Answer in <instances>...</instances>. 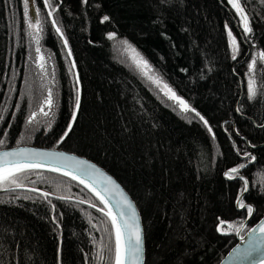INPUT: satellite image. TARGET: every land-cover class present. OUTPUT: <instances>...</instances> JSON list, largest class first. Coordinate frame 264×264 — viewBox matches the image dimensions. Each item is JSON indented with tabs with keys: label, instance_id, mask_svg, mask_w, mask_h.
I'll return each instance as SVG.
<instances>
[{
	"label": "trees",
	"instance_id": "1",
	"mask_svg": "<svg viewBox=\"0 0 264 264\" xmlns=\"http://www.w3.org/2000/svg\"><path fill=\"white\" fill-rule=\"evenodd\" d=\"M240 3L251 33L229 0H32L27 15L24 0H0V150L37 145L93 160L135 199L146 264H219L252 214L237 209L246 191L238 176L250 185V227L264 216V0ZM35 15L39 43L28 25ZM127 45L159 86L120 52ZM24 176L25 190L0 188V264H100L101 241L103 264H112L114 229L101 202L63 176Z\"/></svg>",
	"mask_w": 264,
	"mask_h": 264
},
{
	"label": "snow or ice",
	"instance_id": "2",
	"mask_svg": "<svg viewBox=\"0 0 264 264\" xmlns=\"http://www.w3.org/2000/svg\"><path fill=\"white\" fill-rule=\"evenodd\" d=\"M86 2V0H85ZM230 3H232L233 7L236 9L238 13L241 14V18L244 22V31L247 33L252 32V28L250 27V23L247 17V14L245 13L244 7L241 5L240 0H229ZM28 3L29 0H24V6H25V15H27V9H28ZM45 3L48 4L49 0H45ZM38 15V11H37ZM109 18L107 16L104 17V20H108ZM53 24L56 23L55 20L52 21ZM28 25L30 28L34 29V33H30V35L34 36V39H36V42L39 43V33L42 32V27L38 19L33 20L29 19ZM57 32L60 31L59 28L56 29ZM229 36H232L231 31H229ZM110 39L115 38V34L109 35ZM67 43V41H65ZM124 43H127L126 41ZM232 44H233V51L238 52L239 46L236 41L235 37H232ZM129 50H131L133 55V60L136 62V64L141 67V69L144 71L145 75L148 74L150 71V66L148 65L147 61L143 60L142 57L139 56V53H136V50L132 48L131 45H128ZM37 52H40V48H36ZM235 58V55L233 56ZM259 59L261 61H264V52L259 53ZM40 68L44 69V57L40 56ZM256 60H253L250 65V71H254L256 67ZM150 80H153L154 83H156L158 86L162 83L158 78H155L153 76H148ZM163 88L166 89V95H169L171 99L176 100L182 107V109L187 111H195V109H190L189 105L182 99L176 96L175 92L172 91L171 88L168 87L167 84H163ZM248 91L250 93V98H255L257 95L256 91V82L254 79H249V86ZM44 104L47 105L49 109L53 106V99H52V91L51 89H48V95L47 98L44 101ZM80 107L79 104V95H77L75 108L78 110ZM40 111L43 113L44 116H48V112L44 111L43 108L40 109ZM197 116H199V113H196ZM35 118V114L33 115L32 119ZM32 119L29 120V123L32 122ZM73 119H75L73 117ZM200 119L204 121L205 125L208 124L207 120H204L203 116H200ZM68 131H71V127H69ZM209 131L211 132V128L209 127ZM67 135V132L65 133V136ZM4 141L0 140V146H3ZM17 158L15 160L11 158ZM34 157H50L56 163L50 166V171L53 172H62L63 175H71L70 171H64L63 169L68 167V165L64 162L66 161H75L78 165H85L87 162L76 160L75 157L67 156L64 153H57V152H39L34 149H27V148H20L13 151H4L0 153V188H5V190H13L14 188H22L24 187L23 179H26L27 177H21V174L30 173L31 171L41 168L44 165L41 163L34 161L32 158ZM251 159H255V157H250ZM88 167L95 169L94 165H89ZM241 168L244 167V165L240 166ZM238 168H233L230 170V172L226 173V175L229 177V179L234 178L233 174L238 173ZM73 179H77L78 177L73 175ZM106 182L108 185L111 186V188L106 189L107 191H111L113 188L116 189V191L119 193L121 199L117 201V207L119 208V212H113L112 207L110 206L108 200L105 199L103 195H101L99 192L95 190V188H92V191L95 192L96 196L99 198L100 202L104 205V207L99 208L98 211H100L104 216H106L114 229V248L109 249L110 252L113 253V256L111 257L112 264H142V251H143V235H142V229L140 227L139 219L137 217L136 209L131 202V200L127 197L126 194L119 188V186L113 181L110 177H106ZM80 183H84L83 180H80ZM88 187H91L90 185H87ZM244 190H247V182L245 181ZM31 191H36V189H31ZM44 197L47 198L49 193L45 192L43 193ZM58 199L66 200L69 199L67 196H59ZM86 201H80V203H85ZM238 204L241 208L245 207L242 201H238ZM91 207L96 208L97 205L95 203L91 204ZM107 209V210H106ZM124 209H127L126 212ZM248 214H251L253 212V209L251 207L247 208ZM122 221V222H121ZM225 224L224 221H220L221 228L220 230L223 231V225ZM93 227H96V225H93ZM229 227H232V225H229ZM242 227V225H241ZM107 231V228L105 229ZM257 231L264 233V224L260 225L259 228H252L251 229V235H255ZM259 240L261 243H264V237H260ZM95 242V241H94ZM99 251L97 253V258L100 264H103L105 257L103 255V250L106 247V245L103 244V241L99 242Z\"/></svg>",
	"mask_w": 264,
	"mask_h": 264
},
{
	"label": "water",
	"instance_id": "3",
	"mask_svg": "<svg viewBox=\"0 0 264 264\" xmlns=\"http://www.w3.org/2000/svg\"><path fill=\"white\" fill-rule=\"evenodd\" d=\"M60 36L61 33H59ZM20 148H27V149H34L39 152H57V153H64L67 156L75 157L76 160H81L87 162L85 165H78L75 163V161H66L68 167L64 168V171H70L71 175H63L62 172H53L50 171V166L56 163L52 158L50 157H34L32 158L34 161H37L44 165L41 168L35 169L33 171H43V172H50L54 173L60 176H63L65 178H68L70 180L75 181L85 189H87L89 192H91L98 200L99 198L96 196L95 192L92 191V188H95L97 192H99L101 195L105 197L106 200H108L110 206L112 207L113 212H119V208L117 207V201L121 199L119 193L116 191V189H112L111 191H107L106 189L111 188L110 185L106 182V177H110L115 183L119 186V188L124 192V194L127 195V197L131 200L133 203L137 217L139 219L140 227L142 229V235H143V251H142V264H146L147 260V250H146V230L144 225V220L142 213L133 198V196L130 194V192L125 188V186L113 175L111 174L106 168L99 165L98 163L94 162L93 160L81 156L77 153L70 152L64 149L60 148H51V147H42L37 145H20V146H14L9 147L3 150H0V153L4 151H13ZM13 160L17 159L15 157L11 158ZM89 165H94L95 169H92L88 167ZM244 169L242 167L238 173ZM237 174V173H236ZM75 175L78 178L73 179L72 176ZM227 176V175H226ZM237 179H242L246 181V179L243 176H238ZM80 180H83L84 183H80ZM87 185H90L91 187H88ZM22 190H25V188H21ZM250 185L247 183V190L244 192V194L240 197L238 201H243V198L245 197L246 193L249 191ZM27 190V189H26ZM100 201V200H99ZM102 204V203H101ZM103 205V204H102ZM104 207V205H103ZM248 207H251L253 209L252 214L250 217L245 221L242 228L237 232L236 238L237 243L236 245L227 253V255L224 257V259L219 264H264V243H261L259 240L260 237H264V233H261L257 231L255 235H251V229L252 228H259L260 225L264 224V216L253 226L250 227V224L253 220L255 211L253 206L246 204L245 207L241 208L237 202V209L242 211L247 209ZM97 208V207H96ZM99 209V208H97ZM107 210V209H106ZM126 212L127 209H124ZM122 222V221H121ZM250 227V228H249ZM247 228H249L247 230ZM247 230V231H246Z\"/></svg>",
	"mask_w": 264,
	"mask_h": 264
},
{
	"label": "rangeland",
	"instance_id": "4",
	"mask_svg": "<svg viewBox=\"0 0 264 264\" xmlns=\"http://www.w3.org/2000/svg\"><path fill=\"white\" fill-rule=\"evenodd\" d=\"M29 3L32 4V0H29ZM237 15L239 16V18H240V22H241V25H242V28L244 29V22H243V20H242V18H241V14L237 12ZM34 19H35V20L37 19L36 15H35ZM120 52H123V54L126 55L127 60L131 63L132 66L136 67V69H138V71H140L141 73L145 74L144 71L141 69V67H139V66L136 64V62L133 60V55H134V53H133L131 50H129L128 45L125 46L123 49L120 48ZM136 53H138V52L136 51ZM139 56H140V54H139ZM140 57H141V56H140ZM143 60H144V59H143ZM149 75L153 76V73L149 71L148 74L145 75V76H149ZM46 106H47V105H46ZM43 109H44V108H43ZM44 111H45V110H44ZM40 112H41V111H40ZM41 113H42V112H41Z\"/></svg>",
	"mask_w": 264,
	"mask_h": 264
}]
</instances>
